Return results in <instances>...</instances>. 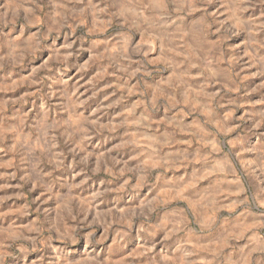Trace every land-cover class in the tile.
Wrapping results in <instances>:
<instances>
[{
    "label": "clouds",
    "instance_id": "9594fccd",
    "mask_svg": "<svg viewBox=\"0 0 264 264\" xmlns=\"http://www.w3.org/2000/svg\"><path fill=\"white\" fill-rule=\"evenodd\" d=\"M0 264H264V0H0Z\"/></svg>",
    "mask_w": 264,
    "mask_h": 264
}]
</instances>
